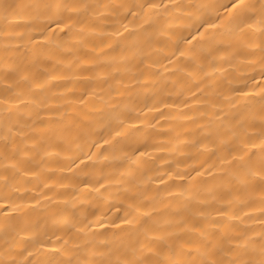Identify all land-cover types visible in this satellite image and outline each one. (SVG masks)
I'll return each mask as SVG.
<instances>
[{
    "label": "bare ground",
    "instance_id": "6f19581e",
    "mask_svg": "<svg viewBox=\"0 0 264 264\" xmlns=\"http://www.w3.org/2000/svg\"><path fill=\"white\" fill-rule=\"evenodd\" d=\"M0 264H264V0H0Z\"/></svg>",
    "mask_w": 264,
    "mask_h": 264
}]
</instances>
